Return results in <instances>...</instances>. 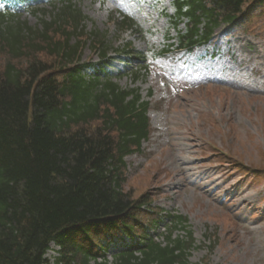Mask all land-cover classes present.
<instances>
[{
  "label": "trees",
  "instance_id": "1",
  "mask_svg": "<svg viewBox=\"0 0 264 264\" xmlns=\"http://www.w3.org/2000/svg\"><path fill=\"white\" fill-rule=\"evenodd\" d=\"M262 5L174 0L167 18L175 43L157 54L207 45L221 25ZM46 13L31 12L39 16L36 26L0 14V264H109L112 245L120 249L112 264H191L196 246L187 219L173 217L156 242L149 230L163 221L145 195L124 190L125 158L149 138V103L138 88L111 81L106 37L85 32L75 4L62 0L49 20ZM117 23L136 31L124 18ZM88 41L99 50L98 64L77 65ZM88 70L92 77L85 78ZM139 72L130 73L133 81ZM91 123L98 125L89 130ZM51 245L59 248L52 262Z\"/></svg>",
  "mask_w": 264,
  "mask_h": 264
},
{
  "label": "rangeland",
  "instance_id": "2",
  "mask_svg": "<svg viewBox=\"0 0 264 264\" xmlns=\"http://www.w3.org/2000/svg\"><path fill=\"white\" fill-rule=\"evenodd\" d=\"M169 1L76 4L87 18L86 31L106 35L112 49L131 42L133 50L144 53L164 44L162 11L170 10ZM121 7L132 9L147 21L143 28L152 26L157 34L145 40L119 30L112 18H119ZM39 8L50 11L51 3L43 1ZM21 18L36 24L27 12ZM215 40L191 58L197 62L193 75L199 76V84L183 86L185 76L177 74L174 80L167 65L152 66L134 85L144 97L152 91L151 137L138 155L126 159L124 190L132 198L145 195L161 216L187 219L196 246L190 251L191 264H264V5L220 27ZM97 54L87 46L82 60L94 63ZM107 55L116 58L112 50ZM114 61L112 69H122ZM115 81L123 89L133 86L126 75ZM53 256L51 250L48 257Z\"/></svg>",
  "mask_w": 264,
  "mask_h": 264
}]
</instances>
